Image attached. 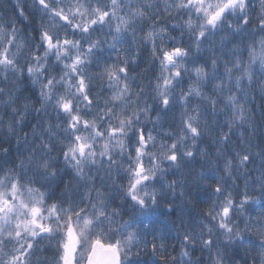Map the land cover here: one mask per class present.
<instances>
[{
	"label": "snow or ice",
	"instance_id": "obj_1",
	"mask_svg": "<svg viewBox=\"0 0 264 264\" xmlns=\"http://www.w3.org/2000/svg\"><path fill=\"white\" fill-rule=\"evenodd\" d=\"M0 264H264V0H0Z\"/></svg>",
	"mask_w": 264,
	"mask_h": 264
}]
</instances>
